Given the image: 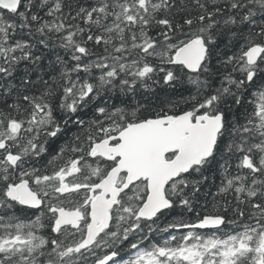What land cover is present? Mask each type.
I'll list each match as a JSON object with an SVG mask.
<instances>
[{"label":"snow or ice","instance_id":"6c2138e0","mask_svg":"<svg viewBox=\"0 0 264 264\" xmlns=\"http://www.w3.org/2000/svg\"><path fill=\"white\" fill-rule=\"evenodd\" d=\"M0 104V264H264V0H0Z\"/></svg>","mask_w":264,"mask_h":264},{"label":"trees","instance_id":"16d2710c","mask_svg":"<svg viewBox=\"0 0 264 264\" xmlns=\"http://www.w3.org/2000/svg\"><path fill=\"white\" fill-rule=\"evenodd\" d=\"M211 2V0H209ZM218 2L222 3V0H218ZM43 15V13H41ZM26 39H33L30 37H25ZM36 39H39L38 34ZM34 42V41H33ZM226 43V39L221 40L219 44V56H224L227 54H230L229 48H226L224 45ZM35 54L41 55V60L36 65H31L30 63L27 64V67L30 69V77L33 81H37L36 87H41L39 81L42 77L44 80L49 81L51 83L53 77H57L59 75L60 71V64L56 62V56L59 55L66 61H70V55L68 50H65L63 48H60L58 46L53 47L50 43L48 48H44L42 44H36V47L34 49ZM95 57H92L90 59H94ZM216 63L217 67H219V60L217 59L214 61ZM25 64L22 63L18 66V72L15 74L17 77L24 75V68ZM83 75V73H81ZM163 74H160L156 78L159 79L160 76ZM11 79V78H10ZM18 79L14 80L13 83H18ZM216 84L218 86L219 83V77L216 78ZM151 84L150 90H144V89H138L134 100L139 101L143 104H147L150 107H162L166 103L170 101H176L180 102L181 97H187L191 91V85L187 84L184 81L178 82L175 87H169L165 84H163V81L161 80L160 84H152L151 81H149ZM125 99L129 100L130 102L133 101V97L130 95L129 97H126ZM119 103V101H116ZM9 103H11V100H9ZM3 105L0 104V107ZM187 105H184L182 102L179 103V108L177 110H180ZM87 119V117H85ZM75 130V129H73ZM71 135V133H69ZM62 142V141H61ZM44 161L41 160L40 163L42 164ZM220 183V177L217 173L213 179H210L208 182V187L204 190H202V196H201V203H204L205 200L203 198V192H207L208 196L207 199L210 200L211 196L215 194L217 191V186ZM18 215L22 216H31L32 214L30 212H17ZM171 218H169L170 220ZM166 222L164 220H161L158 222L160 227H164V224ZM102 254V253H101ZM125 258H127L125 256Z\"/></svg>","mask_w":264,"mask_h":264}]
</instances>
